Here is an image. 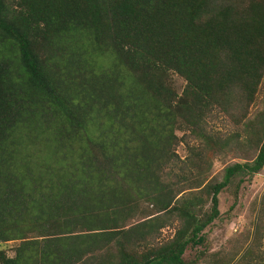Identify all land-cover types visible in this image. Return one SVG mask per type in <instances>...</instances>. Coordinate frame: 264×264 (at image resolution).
Returning <instances> with one entry per match:
<instances>
[{
	"label": "trees",
	"instance_id": "trees-1",
	"mask_svg": "<svg viewBox=\"0 0 264 264\" xmlns=\"http://www.w3.org/2000/svg\"><path fill=\"white\" fill-rule=\"evenodd\" d=\"M17 6L10 15L0 0V242H20L13 257L0 251V264H75L110 249L112 264H186L185 249L199 245L218 216V193L231 178L264 166V127L250 160L224 166L217 182L182 179L185 190L196 189L185 196L156 173L186 106L201 110L197 118L215 106L247 119L264 71V1L17 0ZM167 71L185 82L183 103L174 109L161 81ZM49 119L54 150L83 136L88 146L70 172L33 174L19 165L20 133H37L32 143L51 128ZM213 155L209 150L206 161ZM139 197L155 215L126 228ZM169 218L178 225L165 244L140 255L128 250ZM27 222L36 235L24 240L20 226Z\"/></svg>",
	"mask_w": 264,
	"mask_h": 264
},
{
	"label": "rangeland",
	"instance_id": "rangeland-1",
	"mask_svg": "<svg viewBox=\"0 0 264 264\" xmlns=\"http://www.w3.org/2000/svg\"><path fill=\"white\" fill-rule=\"evenodd\" d=\"M4 3L10 15L19 11L17 0H4ZM35 50L40 60H43L45 52L39 44ZM96 60L102 61V66L109 62L104 57H97ZM82 74L86 76L87 72ZM161 81L162 86L173 95L167 99L172 109L178 108L179 104L183 103L180 97L185 82L170 71L161 75ZM230 103L231 110L235 109L236 101L232 99ZM187 107L182 110L183 118H175V141L166 149L167 154L163 157L159 172L156 173L160 176L163 186L183 190L177 197L196 190H185L187 183L182 179H195L198 185L208 181H220L224 166L250 160L256 154L261 129L264 127V71L253 101L248 106L245 120L238 119L236 110L224 114L215 106L202 111L200 118H197L201 110ZM49 122L51 128L38 134L32 143H28V140L33 139L32 136L37 133L26 129L20 133V141L24 147L19 150V165L26 164L33 174L45 168H62L70 172L78 167L77 155L81 153V149L88 146L83 136L71 139L64 148L54 150V121L49 119ZM90 133H94L93 129ZM209 150L213 151L214 155L207 162ZM172 154L175 158L171 163ZM191 163L197 167V171L190 167ZM217 201V218L201 232L202 242L199 245L185 249L183 261L186 264H264V166L256 174L231 178L229 184L218 193ZM149 204L145 197L137 199L123 220L126 228L155 215ZM208 206L206 203L203 210H207ZM146 216L150 217L145 218ZM163 223L164 226L155 234L146 236L139 244L133 243L128 250L140 255L165 244L172 237L178 223L174 218H169L166 222L163 220ZM20 229L24 240L36 235L29 230V222L21 225ZM19 242H0V251L7 257H13ZM115 253V249L93 252L75 264H112ZM107 254L112 256V260Z\"/></svg>",
	"mask_w": 264,
	"mask_h": 264
}]
</instances>
